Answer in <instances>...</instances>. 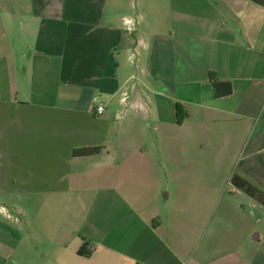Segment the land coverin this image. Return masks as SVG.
I'll return each mask as SVG.
<instances>
[{
	"label": "crops",
	"instance_id": "1",
	"mask_svg": "<svg viewBox=\"0 0 264 264\" xmlns=\"http://www.w3.org/2000/svg\"><path fill=\"white\" fill-rule=\"evenodd\" d=\"M176 1L0 0V264H264V6Z\"/></svg>",
	"mask_w": 264,
	"mask_h": 264
},
{
	"label": "trees",
	"instance_id": "2",
	"mask_svg": "<svg viewBox=\"0 0 264 264\" xmlns=\"http://www.w3.org/2000/svg\"><path fill=\"white\" fill-rule=\"evenodd\" d=\"M256 3L264 6V0H254ZM210 82L214 89L215 96L217 98H224L232 94L233 86L231 82H226L218 79L215 74H212L210 77ZM177 111V124L182 125L187 118V112L184 110V107L181 104L176 105ZM102 152V149L99 147L95 148H85L79 149L75 151V156H96ZM232 183L243 190L250 197L255 198L256 200L264 203V194L254 188L252 185L242 180L240 177L234 176L232 179ZM80 253L84 256H90V252H85V248L80 250Z\"/></svg>",
	"mask_w": 264,
	"mask_h": 264
},
{
	"label": "built area",
	"instance_id": "3",
	"mask_svg": "<svg viewBox=\"0 0 264 264\" xmlns=\"http://www.w3.org/2000/svg\"><path fill=\"white\" fill-rule=\"evenodd\" d=\"M95 111L98 115H103L105 113V107L103 105H98L95 107Z\"/></svg>",
	"mask_w": 264,
	"mask_h": 264
},
{
	"label": "rangeland",
	"instance_id": "4",
	"mask_svg": "<svg viewBox=\"0 0 264 264\" xmlns=\"http://www.w3.org/2000/svg\"><path fill=\"white\" fill-rule=\"evenodd\" d=\"M175 2H177V1H176V0H174V3H175ZM217 209H218V208L216 207V210H217Z\"/></svg>",
	"mask_w": 264,
	"mask_h": 264
}]
</instances>
